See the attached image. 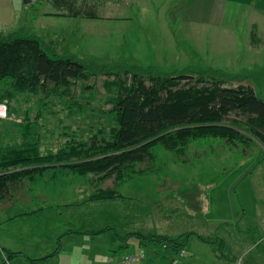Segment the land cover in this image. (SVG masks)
I'll return each instance as SVG.
<instances>
[{
	"label": "rangeland",
	"instance_id": "obj_1",
	"mask_svg": "<svg viewBox=\"0 0 264 264\" xmlns=\"http://www.w3.org/2000/svg\"><path fill=\"white\" fill-rule=\"evenodd\" d=\"M253 3L249 4L254 6ZM14 8L11 23L7 22L12 19L10 14L0 15V21L7 22L0 23V39H38L49 55L62 56L64 49L65 53L74 56L93 73L87 80L79 81L70 88L69 96L75 97L77 104H72L69 97L53 95L51 101L54 105L50 110L46 109L43 117L33 124L44 149L56 151L65 143L66 132L76 134L77 140L89 141L91 132H96L103 123L101 112L111 109L106 101L115 95L116 90L113 86L107 88L105 83L113 81L112 72L214 78L225 81L226 87L250 86L264 101V15L256 9L246 10L243 14H228L219 25L183 24L180 21L173 25L169 24L161 10L155 11L152 6L133 8L131 12L140 20L141 38L144 37L146 45L142 44L139 51L136 49L139 44L128 41L124 45L125 50L123 47L120 50L123 54L139 52L137 59L123 56L120 60L109 62L104 58H78L76 48H63L61 37H45L46 28L59 22L41 17L39 26L36 25L38 15L57 10L51 0L32 1L27 5L23 0H14ZM98 14L100 17V11ZM106 16L109 15L102 14V17ZM106 33L105 26L96 27L97 39L102 37V42H97L98 52L106 49ZM49 39H56V43L52 46ZM144 49L149 53L147 59L150 58L146 64L142 58ZM84 86L87 88L83 89ZM37 100L30 96L17 99L15 116L8 115L6 107L0 105V120L20 123L29 114L34 121L36 113L42 109ZM68 111L74 112L73 116H68ZM244 120V116L236 113L231 114L225 123L231 125L232 121ZM3 126L9 135L6 142L10 138L14 140L12 142L20 141L16 127L0 124V129ZM152 152L155 155L153 161L136 165L137 171H144L131 178L115 181L111 177L100 181L98 176L82 177L72 170L56 169L35 173L14 185L0 202L1 260H8L2 250L16 248L20 251L14 253L21 255L15 257L11 264H25L26 257L39 256L42 246H46L34 238L49 237V243L54 245L57 238L68 230L111 227L120 235L134 232L169 236L197 232L200 228L192 220H185L186 213L198 212L210 194L216 197L222 195L230 184L236 183L239 174L253 163L256 164L255 168L246 175L248 183L256 185L264 177L261 172L264 167L259 163L264 158V147L252 137L248 138L247 146H234L225 139L217 138L188 145L184 155L164 150L159 145ZM225 167L227 171L223 169ZM97 189L115 190L120 196L109 200H91ZM238 190L236 185L234 198L239 196ZM38 210L43 211L40 219L29 221L25 218H33ZM238 226L244 227L243 224ZM230 228L226 226L225 230L234 232ZM106 234L113 237L111 232ZM67 239L64 236L60 246L62 249L58 260L63 264H94L99 255L106 257V254L98 251L108 248L106 245L110 243L119 257L135 254L138 250L133 246L134 240H130L129 247L120 248L123 243L111 242L105 237L95 242H74L70 246ZM91 249L94 250L93 260L86 256ZM148 257L147 260L151 262V256ZM102 262L101 258L97 260L98 264Z\"/></svg>",
	"mask_w": 264,
	"mask_h": 264
},
{
	"label": "trees",
	"instance_id": "obj_2",
	"mask_svg": "<svg viewBox=\"0 0 264 264\" xmlns=\"http://www.w3.org/2000/svg\"><path fill=\"white\" fill-rule=\"evenodd\" d=\"M53 2L64 7V13L59 16L97 20L107 1ZM92 75L85 65L72 58L49 55L35 38L0 39V105L6 107L10 116L16 114V100L24 96L38 98L42 107L34 121L29 114L20 123L0 120L1 125H13L20 133L19 142H12V138L6 142L9 136L6 128L0 129V202L14 185L46 170H72L82 177L98 176L100 181L111 177L115 181L131 178L144 171H137L136 165L153 161L152 149L157 145L184 155L188 145L200 140L219 138L234 146H247L248 138L252 137L264 147V101L252 87H226L225 81L214 78L150 76L125 71L124 74L112 72L113 81L105 83L107 88L113 86L116 93L106 101L111 109L101 112L103 123L96 132H91L89 141L77 140L76 134L66 132L65 143L56 151L42 148L33 124L54 105L52 96H66L72 104H77L75 97L69 96L70 88ZM236 113L245 120L225 123ZM73 114L68 111V116ZM119 196L115 190L97 189L91 200ZM42 212L36 211L33 217ZM106 232H112L123 243L120 248L129 247L127 243L135 240L141 248L163 251L166 260L185 251L191 237L213 246L216 252L221 245L216 239L193 232L176 237L134 232L119 235L112 228H103L79 234L99 236ZM71 233L75 234L68 231L58 237L50 254L37 259L26 257V264H49L58 254L62 238ZM6 255L13 260L21 254L7 251Z\"/></svg>",
	"mask_w": 264,
	"mask_h": 264
},
{
	"label": "crops",
	"instance_id": "obj_3",
	"mask_svg": "<svg viewBox=\"0 0 264 264\" xmlns=\"http://www.w3.org/2000/svg\"><path fill=\"white\" fill-rule=\"evenodd\" d=\"M37 1V0H31ZM106 4L99 10L100 19L89 20L83 18H69L65 16H59L64 13L62 9L64 7H59L57 4L51 0V4L57 10H48L45 13L38 15V20L36 25L39 26V18L43 17L45 19L59 20L56 24H52L49 28H46L45 37H50L51 35L55 38L61 37L63 42V48L65 50L76 48L75 53L78 58L81 59H100L104 58L109 62L120 60L121 58H135L137 59L139 52L132 54L131 52H121V48L128 41L139 44L136 46L137 50H141L142 44L144 43V37L141 38V30L139 29V22L132 11L133 8H138L141 6H152L155 11L161 10V12L168 18L169 24L176 25L179 21L183 24H203V25H219L225 20L226 16L229 14L245 13L246 10L256 9L264 15V1L262 0H106ZM254 1L251 6L249 3ZM30 2V3H31ZM243 3V4H242ZM242 10V11H241ZM11 15L12 19L7 22H12L14 18L15 8L14 0H0V15ZM109 15L105 18L102 14ZM2 22L0 23H7ZM105 26L106 35L104 36V44L106 49L103 52H98L96 48L99 46L97 42H102V37L97 39L96 27ZM48 39V38H47ZM38 40V39H37ZM40 41V40H38ZM41 42V41H40ZM49 42L52 44L56 43V39ZM42 43V42H41ZM59 43V41H58ZM62 56L69 57L74 60V56L65 53L64 49ZM74 55V54H73ZM143 62L149 63L150 58L147 59L149 53L147 51L143 52ZM77 61V60H76ZM79 62V61H77ZM229 144V143H228ZM264 167V158L259 162ZM256 164L253 163L247 169L245 168L235 180V184H230L224 190V193L220 196L209 195L206 200L201 204V209L196 213H186L185 220L193 221L200 230L196 233L201 237L216 239L220 241L221 245L217 248V252L214 247L203 243L195 237H191L188 240L187 246L185 248V256L179 264H264V177L260 180L261 183L256 185L253 183H248L246 175L255 168ZM226 170V167L223 168ZM227 171V170H226ZM262 175L264 174V168L261 170ZM247 179V180H246ZM263 182V183H262ZM239 187V196L234 198L235 187ZM179 190V189H178ZM210 197H214L211 199ZM221 198V201L219 200ZM220 202V203H219ZM47 211V210H46ZM45 211V212H46ZM43 212L41 213V215ZM41 215L38 217H33L31 219L25 217L27 220H33L35 218L40 219ZM196 215V216H193ZM243 224L244 227L240 228L238 225ZM226 226H230V232L225 230ZM111 228V227H110ZM113 229V228H112ZM53 230V228H52ZM74 232L75 234H68L69 246L74 244V242H79L85 240L87 243L95 242V240H100V237L107 238L111 242H119L113 235L102 234L99 236H90L88 234H79V232H89L97 230H68ZM66 231V232H68ZM112 233V232H111ZM117 233V232H116ZM131 233V232H128ZM185 233V232H182ZM181 233V234H182ZM113 234V233H112ZM118 234V233H117ZM127 234V233H126ZM120 235V234H119ZM125 235V234H124ZM166 235V234H160ZM180 234H176V237ZM169 236V235H167ZM49 237L34 238L38 240L39 243L46 246H42L39 256L34 257L42 258L50 254L56 247V242L54 245L49 243L47 239ZM76 239L77 241H74ZM48 241V242H47ZM135 241V240H134ZM47 242V243H45ZM130 242V241H129ZM127 243L128 245L131 244ZM62 245V242L60 246ZM135 241L133 246L138 247L135 254L143 252L146 254L145 263L146 264H169V259H164L163 251L155 249L153 247L141 248ZM101 251L106 254L103 257L102 254L99 255V260H103L101 264H106L110 256H119L113 252L114 246L110 243ZM120 246V245H118ZM53 247V248H51ZM14 249V250H13ZM49 261V264H63L59 262V254ZM20 251L16 248L4 249L3 254L7 257L6 253ZM107 251V253H106ZM84 256V255H83ZM93 260L94 250L91 249L86 255ZM151 256V262L147 260ZM31 258H33L31 256ZM8 259V258H7ZM16 259V258H15ZM1 260V258H0ZM97 260L94 264H98ZM73 262L74 260L71 259ZM3 264H11L13 260L2 261ZM71 262V263H72ZM26 264V262H25Z\"/></svg>",
	"mask_w": 264,
	"mask_h": 264
},
{
	"label": "built area",
	"instance_id": "obj_4",
	"mask_svg": "<svg viewBox=\"0 0 264 264\" xmlns=\"http://www.w3.org/2000/svg\"><path fill=\"white\" fill-rule=\"evenodd\" d=\"M184 256H185V251L182 250L177 255L171 258V260L169 261V264H179ZM145 257H146V254L143 252H140L138 254H132V253L125 254L120 257L110 256L106 264H146Z\"/></svg>",
	"mask_w": 264,
	"mask_h": 264
},
{
	"label": "water",
	"instance_id": "obj_5",
	"mask_svg": "<svg viewBox=\"0 0 264 264\" xmlns=\"http://www.w3.org/2000/svg\"><path fill=\"white\" fill-rule=\"evenodd\" d=\"M30 2H31V0H23V3H24L25 5L29 4Z\"/></svg>",
	"mask_w": 264,
	"mask_h": 264
}]
</instances>
